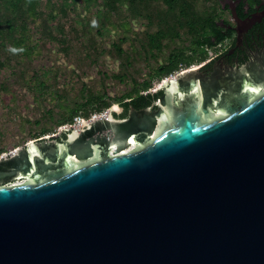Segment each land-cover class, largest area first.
Listing matches in <instances>:
<instances>
[{"label":"water","instance_id":"water-1","mask_svg":"<svg viewBox=\"0 0 264 264\" xmlns=\"http://www.w3.org/2000/svg\"><path fill=\"white\" fill-rule=\"evenodd\" d=\"M196 71L1 155L0 264H264V92Z\"/></svg>","mask_w":264,"mask_h":264},{"label":"rangeland","instance_id":"rangeland-1","mask_svg":"<svg viewBox=\"0 0 264 264\" xmlns=\"http://www.w3.org/2000/svg\"><path fill=\"white\" fill-rule=\"evenodd\" d=\"M219 2L201 0L198 5L212 10ZM40 11L43 15L30 23L33 34L24 43L34 46L31 55L22 51L0 52L4 61L0 67V156L30 140L57 134L66 125L56 123L61 116L57 112L59 102L74 105L76 101L84 102L88 91L106 93L107 99H115L114 103L101 112L88 106L80 117L88 119L106 113L120 104L117 99L135 82L149 78L152 67L163 63L172 49L185 50L192 45V36L184 32L182 37L166 38L162 48L146 52L147 33L157 30V25L147 24L145 17L130 10L128 2L121 3L117 12H110L103 0H41ZM220 14L223 16V12ZM43 21L49 25L50 33L41 28ZM102 21L106 26L101 27ZM116 42L131 51L129 64L116 55ZM124 71L129 73L128 78L115 76ZM23 77L30 83H22ZM38 79L46 81L49 93L45 96H38L31 88ZM164 79L154 78L149 91L160 88ZM84 86L87 90H82ZM56 91L60 96L55 95ZM48 108L54 109V117L45 114Z\"/></svg>","mask_w":264,"mask_h":264},{"label":"trees","instance_id":"trees-1","mask_svg":"<svg viewBox=\"0 0 264 264\" xmlns=\"http://www.w3.org/2000/svg\"><path fill=\"white\" fill-rule=\"evenodd\" d=\"M84 1L92 2L94 0ZM40 2L41 0H0V52L5 50L10 51L11 48H15L17 51H22L25 55H31L34 46L24 43L26 38H29L33 34V27L30 23L35 22V17L43 15V12L40 11ZM123 2H128L131 11L140 17H145L147 24L150 26L157 25V30L147 33L146 43H148L146 52L162 48L166 38L171 40L172 38L182 37L184 32H188L190 36L195 37L194 43L197 45L206 42L203 37H223V35L219 34L220 28L218 27L216 18L217 11L221 7V2H219L218 7L208 10L199 7L198 4L201 0H103V3L110 12H117L120 4ZM42 24L41 28L43 31L50 33L49 25L45 21ZM101 24V27L106 26L103 21ZM101 31L99 27L98 32ZM141 44L144 47L145 41H142ZM113 45L116 49V55L123 60L125 59L129 64L132 56L131 51L125 50L119 42ZM184 54V51L172 49L163 63L158 64L157 67H152L151 73H148L150 74L149 78L135 82V85L125 92L120 99H117V102L122 106L134 105L136 107H143L149 105L161 92L153 93L149 91L152 87V80L154 78L163 79L178 70L182 63H190L191 61ZM2 66H4V61L0 59V67ZM37 74L39 73L37 72ZM128 75L129 73L124 71L115 76L123 79L125 76L128 78ZM21 80L22 83H30L26 77H23ZM38 80L37 85L31 88L36 91L38 96L47 95L49 89L46 81L44 79ZM82 90L87 89L84 86ZM55 95L60 96L59 91H56ZM131 97L133 99L129 100ZM107 98L106 93L97 94L88 91L84 102L76 101L74 105L59 102L57 112L61 116L56 118V123L58 125L74 123L75 118L80 116L88 106H91L93 111L101 112L115 102V99ZM54 112V109L48 108L45 114L54 117ZM84 115H89V112L86 111ZM51 116L50 118H53ZM42 132L44 134L46 129H43ZM42 134H39V136ZM64 136L65 132L59 138Z\"/></svg>","mask_w":264,"mask_h":264},{"label":"flooded vegetation","instance_id":"flooded-vegetation-1","mask_svg":"<svg viewBox=\"0 0 264 264\" xmlns=\"http://www.w3.org/2000/svg\"><path fill=\"white\" fill-rule=\"evenodd\" d=\"M220 2L221 7L217 11L216 18L220 28L219 34L223 37H203L206 42L201 45L195 44V37H192L191 46L185 47V50L178 49L184 51V55L191 62L182 63L170 76L180 71L197 69L196 74L204 80L223 84L224 101L228 95L236 91L238 80L243 77L241 71L246 68L251 81L261 87L260 93L264 92V0H220ZM220 12H223V16H220ZM248 19H253V22L239 26L240 21ZM209 52L212 53L211 56H207ZM166 81L167 79L164 82ZM163 93L161 90L149 105L143 107L121 105L122 112L118 117L129 118L131 109L138 111L152 104L154 107L161 106L159 97ZM163 107L166 108L164 105ZM212 115L216 113L212 112ZM144 119L147 125H152L151 118L135 115L131 118L133 122H141ZM153 129L151 137L155 134V127ZM73 158L76 159L75 156Z\"/></svg>","mask_w":264,"mask_h":264},{"label":"built area","instance_id":"built-area-1","mask_svg":"<svg viewBox=\"0 0 264 264\" xmlns=\"http://www.w3.org/2000/svg\"><path fill=\"white\" fill-rule=\"evenodd\" d=\"M101 114H104V113H101ZM100 115V114H99ZM95 116H98L97 114H95L93 117H95ZM77 119H79V120H77ZM76 119V121L74 122V123H72V124H67L68 126H72V125H77V124H81L82 123V121L83 120H85L83 117H80V116H78V118Z\"/></svg>","mask_w":264,"mask_h":264},{"label":"clouds","instance_id":"clouds-1","mask_svg":"<svg viewBox=\"0 0 264 264\" xmlns=\"http://www.w3.org/2000/svg\"><path fill=\"white\" fill-rule=\"evenodd\" d=\"M10 51H12V52H16L17 49H15V48H11Z\"/></svg>","mask_w":264,"mask_h":264}]
</instances>
